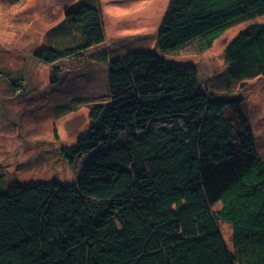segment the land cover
<instances>
[{"label": "trees", "instance_id": "trees-1", "mask_svg": "<svg viewBox=\"0 0 264 264\" xmlns=\"http://www.w3.org/2000/svg\"><path fill=\"white\" fill-rule=\"evenodd\" d=\"M261 16L264 0H170L159 52L174 55L196 41L204 52ZM47 38L48 47L32 55L47 65L103 43L97 0L68 7ZM225 61L231 81L264 78V23L241 30ZM108 65L111 102L93 109L87 134L60 150L69 163L99 150L79 182L23 183L0 193V264H264V158L243 98L202 88L196 67L154 52H128ZM63 190L69 205L54 211ZM221 219L233 226L232 251Z\"/></svg>", "mask_w": 264, "mask_h": 264}, {"label": "rangeland", "instance_id": "rangeland-1", "mask_svg": "<svg viewBox=\"0 0 264 264\" xmlns=\"http://www.w3.org/2000/svg\"><path fill=\"white\" fill-rule=\"evenodd\" d=\"M80 1L21 0L11 4L0 0V193L23 183L56 181L71 187L79 182L99 150L72 163L61 157L60 150L87 134L93 109L111 102L108 63L128 52H154L166 61L192 65L202 88L220 96L229 92L242 97V110L258 154L264 158V78L231 81L225 61V48L232 39L250 25L263 24L264 16L228 29L209 50L200 51L196 41L168 55L159 52L158 35L170 0H97L103 43L52 65L35 61L32 55L48 47L47 34L63 21L66 9ZM103 53L109 57L105 63L98 59ZM69 201V193L60 191L51 208L64 209ZM222 207L221 202L213 210ZM231 227L220 220L222 237L232 251ZM42 241L49 242L46 225Z\"/></svg>", "mask_w": 264, "mask_h": 264}, {"label": "crops", "instance_id": "crops-1", "mask_svg": "<svg viewBox=\"0 0 264 264\" xmlns=\"http://www.w3.org/2000/svg\"><path fill=\"white\" fill-rule=\"evenodd\" d=\"M227 248L230 250V248L228 247V245L226 244Z\"/></svg>", "mask_w": 264, "mask_h": 264}]
</instances>
